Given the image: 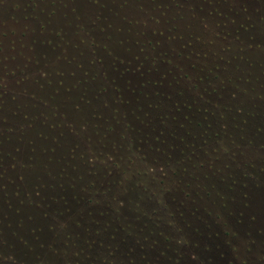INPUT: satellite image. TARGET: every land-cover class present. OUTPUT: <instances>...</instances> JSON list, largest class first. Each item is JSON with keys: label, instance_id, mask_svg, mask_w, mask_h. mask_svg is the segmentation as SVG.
Listing matches in <instances>:
<instances>
[{"label": "rangeland", "instance_id": "374dc122", "mask_svg": "<svg viewBox=\"0 0 264 264\" xmlns=\"http://www.w3.org/2000/svg\"><path fill=\"white\" fill-rule=\"evenodd\" d=\"M171 198L185 264L263 263L264 0H0V264H178Z\"/></svg>", "mask_w": 264, "mask_h": 264}, {"label": "trees", "instance_id": "16d2710c", "mask_svg": "<svg viewBox=\"0 0 264 264\" xmlns=\"http://www.w3.org/2000/svg\"><path fill=\"white\" fill-rule=\"evenodd\" d=\"M233 65H234V67H233V70L234 71H236V72H240V69L241 68H239V66L238 65H235V62L233 61ZM232 64V63H231ZM249 66H251V63L249 64ZM218 69V66H214L213 68H210L209 69V73L210 74H212L211 75V77H213V78H216L217 76H218V74H215V73H211L212 71H216ZM204 77H206V76H204ZM202 78V77H199L198 79H197V81H199V82H203L204 80H205V78ZM248 80V79H247ZM209 92V91H208ZM208 92H206L205 93V95H201V94H199L198 96L199 97H203V100H202V102H204L205 104L207 103V99H205V98H208ZM211 94H213V95H215L216 94V97L215 98H213L215 101H217V100H219L218 99V91L216 90V88H214L213 89V91H211ZM231 95V96H230ZM230 99L228 98V100H229V102L232 104V103H234L233 101L234 100H236V98L235 99H232V92L230 93ZM205 96V97H204ZM217 98V99H216ZM217 103V102H216ZM214 104V106L216 105L215 103H213ZM220 104V103H219ZM175 111L177 112L178 111V109H175ZM114 112H115V110H114ZM203 112H207V109L205 108L204 110H203ZM164 115H168V114H166V113H162V114H160V118L162 117L163 119H168L169 117H167V116H164ZM171 115H173V114H171ZM159 118V117H158ZM233 120H235V118H232ZM176 119H175V117L174 116H171L170 117V121L169 122H171L172 124H173V127H171V128H169V129H171V130H174V129H172V128H174L175 126V134L177 135V137H178V140L179 141H183V139H182V137H179V134H181L182 135V132L180 133V131H179V129H180V127L182 126V124H174V121H175ZM162 124V123H161ZM164 124V123H163ZM131 126H128V128H130ZM151 132H154V129H152L151 130ZM156 133H158V134H160V136H162V132H161V130H160V132H156ZM179 133V134H178ZM217 133V132H216ZM146 134L148 135V134H150V132H146ZM175 134L173 133V132H170L169 133V136H171L173 139H175ZM217 135V134H216ZM155 140H157L158 138H154ZM199 151H201V153L202 154H196L195 156H198V157H200V156H203V154H204V151L202 150V149H199ZM184 158H186V159H188V155L185 153V152H181L180 153ZM179 154V155H180ZM201 158V157H200ZM181 160H183V158H180ZM178 160L179 162H181V160ZM178 162V163H179ZM234 162L235 163H237L236 162V160L234 159ZM232 164H234L233 163V161H232ZM200 166H204L202 163H200L199 164V167ZM211 166V165H210ZM246 166V164H244V163H242L241 165H240V167H245ZM233 167H234V165H233ZM178 169L179 168H182V167H177ZM186 169V168H185ZM184 169V170H185ZM183 169H181V171H182ZM218 180H219V178H218ZM214 184H216V182L214 183ZM92 184H90V186H91ZM218 187H219V184H218ZM210 189L211 190H214V188H213V186H211L210 187ZM215 192H217V190L215 189ZM127 194V198L125 199V200H119V201H117V203H119L120 205L118 206V207H116V211L115 212H113L112 213V215H111V213L110 212H106V214H105V210L106 209H104V211H102V212H96V214L98 215V216H102V215H105V216H108L109 218H107V220L104 222V225H106V226H108L109 227V225H113V227H115V230H118V229H121V226H126V227H128L130 230H132V227H130L131 225L129 224V222H134V223H136V222H138V224L135 226V228H138L137 229V231H136V233H137V235H139V237H137V239L136 240H134L135 242H136V244H140L141 243V245L142 246H146L145 245V243H148L150 246H149V251H150V253L152 254L153 253V251L155 250V249H157V252L159 251L158 249H159V247H156L157 245H156V243H157V241L158 240H161V241H169V236H168V234H167V232H160V231H157V230H155V226H153V225H147L145 222H144V220H138V219H136V221H125L124 220V216H122V214H121V210L122 211H124V207H121L122 206V203L125 201V202H127V203H129V202H131L132 201V199L129 197V195H128V193H126ZM188 194V193H187ZM245 195V196H244ZM243 195V200H244V203H245V205L246 204H250L251 202L252 203H254V204H252V207H253V209L255 210V212H257V213H259V210L257 211V201L256 200H253V201H250L249 200V197H248V195L247 194H244ZM169 197H171V196H169ZM92 196H90L89 198H87V202L89 201V204H90V206H92L93 204H95V201L93 202L92 201ZM129 201V202H128ZM165 201L166 202H163V205H164V210L165 211H168V212H165V215L166 216H168L170 219H172L173 217H174V215L172 214V212H170L169 211V209H170V207H171V203L170 202H172V198L171 199H168V201L165 199ZM140 205V204H139ZM169 208V209H168ZM148 209H150V207L148 208ZM98 211V210H97ZM150 211H151V215H154V214H158V210H156V209H150ZM109 213V214H108ZM252 213V215L254 216H257L254 212H251ZM177 216H180L179 214L177 215ZM126 218H128V217H126ZM175 222H176V219L173 221V219H172V221H167V226L165 225V227L166 228H168V229H170V230H174V227H176L177 228V226H176V224H175ZM127 225H129V226H127ZM154 228V229H153ZM165 228V229H166ZM185 228V224H182L181 225V227H180V229L179 228H177L176 229V231L179 233L177 236H176V238H175V242L176 243H178V244H181V246L180 247H182V249H181V251L180 252H177L176 251V258H178L180 261L181 260H184V259H182V257H184V252H186L187 254H189V255H191V257L190 256H188V257H190V258H192V259H194L193 258V254H196L195 252H194V250L193 249H189V247H190V240L189 239H187V234H186V232H185V230H183ZM187 228V227H186ZM114 230V229H113ZM197 231H198V229H197ZM261 233V232H260ZM260 233H258V236H260ZM262 235V234H261ZM161 237V238H160ZM134 239V238H133ZM186 239V240H185ZM181 241H182V243H181ZM133 242V241H132ZM143 248V247H142ZM227 248L230 250V248H231V246L230 245H228L227 246ZM140 249V248H139ZM139 249H138V252H139ZM189 251H191V252H193L192 254L189 252ZM242 252H244V250L242 251ZM260 254V259H262L263 260V263L262 264H264V247H259V252L257 253V255H259ZM153 255V254H152ZM257 255H254V256H257ZM153 256H156V255H153ZM240 257L242 256V255H239ZM244 257H245V255H243ZM240 257H238L237 259L238 260H240V261H238V262H240L239 264H253V262H251L252 260L250 259V257H246V258H240ZM225 258H226V256H225ZM256 260H259L258 259V257H257V259ZM260 261V260H259ZM231 262L232 261H228V264H231ZM180 263H184L185 264V261H181V262H179L178 264H180ZM186 264H188V262H186ZM191 264H194V262L192 261L191 262Z\"/></svg>", "mask_w": 264, "mask_h": 264}]
</instances>
